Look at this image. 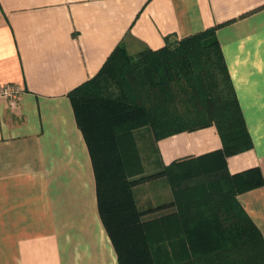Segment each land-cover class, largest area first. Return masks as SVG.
<instances>
[{
    "label": "crops",
    "instance_id": "1",
    "mask_svg": "<svg viewBox=\"0 0 264 264\" xmlns=\"http://www.w3.org/2000/svg\"><path fill=\"white\" fill-rule=\"evenodd\" d=\"M214 26L253 141L226 165L231 174L260 171L263 181L237 200L264 239V0H0V87L22 89L15 107L0 96V264H119L69 93L118 46L130 54L160 49L166 36ZM138 135L153 138L146 127ZM220 138L214 125L160 138L157 165L145 168L140 150L142 168L151 174L175 160L209 155L223 147ZM151 185L156 192L148 195ZM173 192L164 177L135 187L146 211L141 220L153 222L158 264H226L218 215L185 211L196 221L184 231L179 219L186 199L174 203ZM206 218L212 223L198 222Z\"/></svg>",
    "mask_w": 264,
    "mask_h": 264
},
{
    "label": "trees",
    "instance_id": "2",
    "mask_svg": "<svg viewBox=\"0 0 264 264\" xmlns=\"http://www.w3.org/2000/svg\"><path fill=\"white\" fill-rule=\"evenodd\" d=\"M216 33L214 26L185 37L166 36L160 49L136 54L118 46L95 76L69 93L91 154L101 222L119 264H158L156 242L149 233L153 222L141 220L146 211L139 208L134 193L138 184L159 177L172 186L174 203L186 199L180 204L182 215H218L215 221L224 232L226 248L220 253L226 264H264L263 236L237 200L239 192L263 178L257 177L258 169L231 174L226 165L227 157L250 149L253 141ZM211 125L221 136L220 150L175 160L145 174L136 130L150 129L155 141ZM169 218H163L166 226ZM179 221L186 231L196 220L183 215ZM161 242L159 246L163 238Z\"/></svg>",
    "mask_w": 264,
    "mask_h": 264
},
{
    "label": "rangeland",
    "instance_id": "3",
    "mask_svg": "<svg viewBox=\"0 0 264 264\" xmlns=\"http://www.w3.org/2000/svg\"><path fill=\"white\" fill-rule=\"evenodd\" d=\"M136 142H138L142 155L145 157L144 160L145 168L150 169L156 166L157 163H154L157 161V155H155L156 142H154V138L138 135L136 137ZM146 188H147L145 189V191L147 192L146 194L148 195L155 194L156 187H154V185H151V187H146Z\"/></svg>",
    "mask_w": 264,
    "mask_h": 264
},
{
    "label": "built area",
    "instance_id": "4",
    "mask_svg": "<svg viewBox=\"0 0 264 264\" xmlns=\"http://www.w3.org/2000/svg\"><path fill=\"white\" fill-rule=\"evenodd\" d=\"M21 92L22 89L20 86L12 83H4V85L0 87V96L7 97L12 107L17 105Z\"/></svg>",
    "mask_w": 264,
    "mask_h": 264
}]
</instances>
